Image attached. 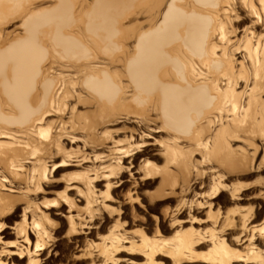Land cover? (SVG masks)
I'll return each instance as SVG.
<instances>
[{"label":"rangeland","instance_id":"1","mask_svg":"<svg viewBox=\"0 0 264 264\" xmlns=\"http://www.w3.org/2000/svg\"><path fill=\"white\" fill-rule=\"evenodd\" d=\"M169 1L163 0L161 12ZM56 2L34 0L26 10L38 16L55 8ZM81 5L75 3L72 15L77 16ZM23 15L20 10L5 24L0 21L1 40L22 30ZM159 17L158 14V20ZM133 23L129 18L123 25L129 27ZM235 25L239 30L235 33L237 37L231 35V44L242 36L243 26ZM255 29L264 43V27L259 25ZM232 54L233 70H237L241 53ZM102 61L105 67L97 74L107 76L104 85L93 86L94 77L86 74L82 85L73 87L64 113L50 112L39 124L51 125L48 136L51 137L43 143L51 144L52 148L41 146L40 151L45 153L38 151L37 160L23 164L22 181L17 180L14 188L7 183L4 190L0 188V195L9 199V202L4 199L9 210L5 205L0 206V264H27V258L17 261L8 254L20 246L26 247L21 242L23 238L15 233L23 223L22 209L27 203L33 207L35 220L42 224L41 214L49 218L44 221L45 226L36 221L40 227L32 229L27 224L31 219L26 217L27 229L33 232L40 229L44 233V237L40 236L43 249L33 256L39 260L38 264H104L105 261V264H264V127L261 135L252 134L248 127L222 138L217 131L231 121L230 115L222 120L211 118L213 122L205 134L185 135L179 126L171 125L157 112L148 113L150 106L145 94L128 82L123 66L107 64L109 59ZM66 70L63 69L65 74ZM115 70L121 72L118 75L122 83L118 84L114 78ZM250 83V76L242 77L236 92L243 94ZM116 88L123 90L118 95L123 96L120 102ZM108 89H114V101L109 102L105 97ZM260 98L264 102V92ZM102 105L112 108V112L102 109ZM262 107L264 116V103ZM69 108L71 112L74 110L73 117ZM82 114L93 118V129L84 130L81 125L69 130V117L82 120ZM106 116L112 118L105 119ZM58 117L66 122L62 130L58 128ZM204 121L203 115L198 121L192 120L191 126L195 128ZM92 135L99 137L102 144L96 148L84 147L82 151L84 138ZM118 150L129 153V157L118 156ZM79 151L83 154L79 155ZM111 151L113 154L108 156ZM96 154L101 157L98 162L91 159ZM41 160L47 163L48 171L46 178L39 179L38 190L31 191L32 186L24 193L23 189H15L27 185L28 177L26 174L24 178V173L29 170L30 175L31 165L37 166ZM97 166L101 169L92 171ZM97 172L106 175L101 182L93 179ZM88 177L95 182L88 183ZM3 207L5 213L1 211ZM34 242L30 233V244Z\"/></svg>","mask_w":264,"mask_h":264},{"label":"bare ground","instance_id":"2","mask_svg":"<svg viewBox=\"0 0 264 264\" xmlns=\"http://www.w3.org/2000/svg\"><path fill=\"white\" fill-rule=\"evenodd\" d=\"M33 1L0 0L1 22L5 24L10 21L20 10L25 18L24 21L22 19L23 26L19 33L0 39L1 191L7 184L14 188L13 184L23 177V164L37 160L36 153L45 151H40L41 146L46 148L51 145L43 143L44 139L51 137H48L51 125L44 122L39 126L45 115L50 112L64 113L66 100L73 92V87L82 85L86 74L94 77L93 86L104 85L107 76L97 74L105 67L106 63L102 59H109L107 64L123 66L128 82L135 84L136 90L145 94L150 106L148 113L157 112L171 125L179 126L185 135L191 132L192 136L195 133L205 134L213 122L211 118L222 120L223 116L230 115L231 121L217 131L222 138L233 136L248 127L252 134L261 135V127H264V102L260 98V93L264 92V43L254 30L259 25L264 27V0H170L164 5L163 12V0H57L55 8L45 10L38 16L26 10ZM75 3H82L77 16L72 15ZM129 18L134 23L126 27L123 22ZM245 22H249L250 26H245ZM235 24L243 26L242 36L240 40L235 38L236 41H233L236 43L231 44V35L239 30ZM231 52L241 53L239 58L242 61L239 60L240 68L237 70H233ZM244 60H247V64ZM63 69H67V74ZM119 72L115 70L112 74L118 84L122 83ZM71 73L76 75L67 76ZM245 76L251 77L250 87L245 86L246 92L243 94L236 92L239 80ZM122 91L116 88L117 97ZM244 93L245 99L242 100ZM77 94L81 97V94ZM105 97L109 102L114 101V89L106 90ZM122 99V95L118 97L119 102ZM102 109L112 112V108L103 105ZM69 111L73 117L74 110L71 112L69 108ZM203 115L205 121L192 128V120L198 121ZM71 116L69 130L80 128L81 125L84 130L92 127L93 118L88 114H82V120L81 117L72 119ZM109 118L112 116L105 117ZM59 122L62 125L59 124L58 128L62 130L66 122L61 119ZM56 125L53 127L56 128ZM82 144L83 151L84 147L96 148L102 143L99 137L92 135L86 136ZM118 152V156L129 157L127 152ZM80 154L83 153L79 151ZM112 154L113 151L108 156ZM82 156L84 159L85 155ZM120 158H117L118 162ZM91 159L98 162L101 157L96 154ZM41 162L37 164L38 167L35 163L31 165L30 175L29 170L24 173V178L26 174L28 177L25 178L26 182L28 180L27 185L25 183L24 188L15 189L25 190L23 193L31 188V191L38 190L39 179L46 178L48 171L47 163ZM93 168L95 172L101 169L98 166ZM93 176L96 182L106 177L99 172ZM88 178V183L89 180L94 181ZM4 199L9 200L0 195V206L5 205L7 208ZM13 200L17 202V198ZM68 201L72 206L73 200ZM90 202L86 201L87 204ZM27 204L22 209L23 223L15 233L23 238L21 242L26 247L20 246L8 254L17 261L27 258V264H38L39 260L33 259V256L43 249L40 236L44 233L42 230L41 234L40 229L33 232L39 221L34 218L33 207ZM4 207L1 209L3 212ZM27 216L31 219L27 224L32 225V231L26 227ZM41 220L43 223L49 221L48 215L41 214ZM43 223H40L41 226ZM71 227L74 228L73 225ZM30 233L35 238L31 244ZM185 244L182 247H187Z\"/></svg>","mask_w":264,"mask_h":264}]
</instances>
